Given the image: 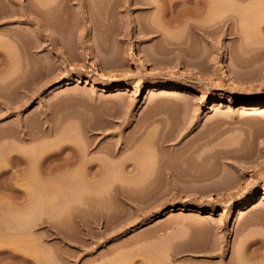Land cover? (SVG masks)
Here are the masks:
<instances>
[{"label":"rangeland","instance_id":"obj_1","mask_svg":"<svg viewBox=\"0 0 264 264\" xmlns=\"http://www.w3.org/2000/svg\"><path fill=\"white\" fill-rule=\"evenodd\" d=\"M142 1L0 0V264H264V0Z\"/></svg>","mask_w":264,"mask_h":264},{"label":"bare ground","instance_id":"obj_2","mask_svg":"<svg viewBox=\"0 0 264 264\" xmlns=\"http://www.w3.org/2000/svg\"><path fill=\"white\" fill-rule=\"evenodd\" d=\"M12 1H18V0H12ZM33 1V0H32ZM56 1V0H55ZM55 1L54 0H52V1H46V2H44L43 0L41 1H37V0H35V2L34 3H30L31 1H28V4L27 3H25V4H23V1H21L20 0V5H21V16H23V17H25L24 19H22L21 21L22 22H28V23H30V24H33V25H35L34 26V28H33V32H34V35H33V39H34V41L38 44V45H41L42 44V39H44V40H46V39H48V40H51V41H55L56 39H58V36H59V38L61 37L60 35L62 34L63 36V40L65 39V33H64V31H65V29L63 30V33H61V30H59V29H57L58 27H56L55 26V24H53L52 22H51V20H48V17H46V13H48V12H51V11H54V10H56L57 8H59V5L60 4H56L55 3ZM79 2V9H78V14H79V16H80V21H81V23L79 24L80 26H81V28H82V30H88L87 32H89V31H92V33L94 32L93 31V29H94V27L96 26L95 25V22H94V20L93 19H95V16H94V18H93V15H94V13H93V3L94 2H92V0H78ZM136 2H138L139 3V1L140 0H135ZM157 1V0H156ZM216 1V3L218 4L219 2H217V1H219V0H214L213 2H215ZM221 1V3H223V1L222 0H220ZM236 1H240V0H236ZM242 1V0H241ZM143 2V4L144 3H146V4H148V6H149V4H151L152 3V0H148V1H142ZM167 2V1H166ZM211 2H212V0H180V1H173V0H170V2H169V11L172 13V11L174 10V8L176 7V6H178V5H181L182 4V8H183V5H185L186 6V4L188 5L189 3H194V5H199V6H196V8H192L191 6H186V10L188 11V9H189V11H191L192 12V14L194 13V14H197V16L199 15V13H202V15H203V12L206 10V9H210V8H208V7H210L211 6ZM196 3V4H195ZM221 3H219V6H220V8L219 9H221V7H222V5H220ZM142 4V3H141ZM215 4V3H214ZM214 4L212 5V7L211 8H213L214 7ZM217 4H216V6H217ZM224 4V3H223ZM191 5V4H190ZM95 6V5H94ZM145 6V5H144ZM147 6V5H146ZM164 6H165V4H164ZM225 6V5H224ZM180 7V8H181ZM66 8H73V9H75L74 8V6H73V3H70V0H63V10L64 9H66ZM164 8V7H163ZM167 8V7H166ZM177 8V7H176ZM188 8V9H187ZM215 8V7H214ZM171 9H172V11H171ZM223 10H224V7L222 8ZM164 10H166L165 8H164ZM183 10V9H182ZM211 10V9H210ZM217 10V9H216ZM227 10V9H226ZM75 11H77L76 9H75ZM167 11V10H166ZM188 11V12H189ZM212 11V10H211ZM213 11H214V9H213ZM219 12V14L217 13V12H215L216 14H218L219 16L217 17V16H215V17H217V18H215L214 20H215V24L216 23H219V25H221V28H222V26L223 27H225V26H229L232 22H233V19L234 18H232V16L234 17V15L233 14H227V13H225V10H224V12L222 11V10H218ZM6 12V11H5ZM168 12V11H167ZM174 12V11H173ZM207 12V11H206ZM213 12V13H214ZM64 13V12H63ZM190 13V12H189ZM209 13V12H208ZM215 13H214V15H215ZM3 14H5L3 17L1 16V18H8L7 16H8V14H9V11L7 12V13H2L1 12V15H3ZM193 14V15H194ZM48 15V14H47ZM209 15H212V14H208V16ZM68 17L67 15H66V13H65V15L63 14V18L64 17ZM188 17H191V16H189V15H187ZM205 16H206V14H205ZM207 16V17H208ZM210 17V16H209ZM10 18V17H9ZM86 19H87V21L89 22V25H88V23H87V21H86ZM211 19V18H210ZM86 22H85V21ZM209 19H207V21H208ZM79 21V22H80ZM171 21V20H170ZM180 21V20H179ZM54 22V21H53ZM176 22V21H175ZM187 22V21H186ZM97 23V22H96ZM189 23V22H188ZM193 23V22H192ZM209 23H210V20H209ZM190 24V23H189ZM211 24V23H210ZM212 24H214V23H212ZM215 24H214V26H215ZM195 26L193 27V28H198L199 29V31L201 30H205L204 28L206 27V25H205V21H204V28H203V26H200V24H194ZM202 25V24H201ZM0 26H1V24H0ZM143 26V25H142ZM64 27V26H63ZM77 27V26H76ZM152 27H154V26H152ZM65 28V27H64ZM74 28V27H73ZM72 28V29H73ZM95 28H97V26L95 27ZM141 28H143V27H141ZM156 27H154V29H155ZM146 29V28H145ZM153 29V28H152ZM224 29V28H223ZM1 30H3V28L1 29ZM95 30V29H94ZM217 30V29H216ZM218 30H220V29H218ZM222 30V29H221ZM19 30L18 29H9V28H6V29H4L2 32L4 33V32H6V33H8V34H13V33H16V32H18ZM72 31V30H71ZM153 31H155V30H153ZM224 31V30H223ZM74 32H75V30H74ZM73 32V33H74ZM82 32V31H81ZM211 32V31H210ZM212 32H213V30H212ZM232 32V30H230V33ZM197 33V32H196ZM199 34H200V32H198ZM209 33V32H208ZM82 34V33H81ZM81 34H80V37H81ZM31 39V38H30ZM61 39V38H60ZM64 54V53H63ZM160 83L158 82V81H153V82H151L150 83V85L151 86H157V85H159ZM114 87H116L117 89L116 90H124V88H125V84H122V83H118V84H116V85H111V84H109L106 88H114ZM164 92H173V93H177V94H182V93H184V92H187V89L185 88V87H182V86H174V85H167V86H165L164 88ZM190 93H189V95H191V96H193L194 95V93L192 92V91H189ZM192 92V93H191ZM126 139V138H125ZM117 141H119V140H117ZM120 147V146H119ZM118 148V147H117ZM123 148V147H122ZM115 150H117V149H115ZM122 150V149H121ZM120 150V151H121ZM123 150H124V148H123ZM118 152H119V150H118ZM123 159H125V158H123ZM69 161V160H68ZM71 161V160H70ZM123 161V160H122ZM72 163H74L75 161L73 160V161H71ZM70 162V163H71ZM125 164L126 165H128L127 163H128V161H126L125 160ZM69 163V162H68ZM69 163V164H70ZM123 163V162H122ZM124 164V163H123ZM125 164H124V166H125ZM130 164H132V163H130ZM119 166V165H118ZM117 166V167H118ZM123 166V165H122ZM123 166V167H124ZM130 166V165H129ZM129 166H128V168H129ZM133 166H134V164H133ZM114 167V166H113ZM127 167V166H126ZM125 167V168H126ZM137 167V166H136ZM115 168V167H114ZM132 168V167H131ZM131 168H130V171H131ZM118 169H119V167H118ZM127 169V168H126ZM135 169V167L132 169V170H134ZM137 169V168H136ZM129 170V169H128ZM117 172V171H116ZM120 172H122V170H120ZM116 174V173H115ZM118 174V173H117ZM122 174H123V172H122ZM122 176V175H121ZM117 177V176H116ZM121 178V177H120ZM118 179H119V177H118ZM122 180V179H121ZM120 180V182L122 183V185H124V181H121ZM116 181V180H115ZM118 182H119V180H118ZM126 183H127V181H126ZM264 198V197H263ZM257 200V197L255 196V194L254 193H252L248 198H246V199H244V200H239V201H237V203H236V205L232 208V209H229V208H226V209H224V210H222V211H220V219L221 220H223V219H229L230 217H232V215L234 214V213H237V212H240L241 210H243L245 207H248V208H250L251 206H252V204H254V202ZM182 208H184V207H182Z\"/></svg>","mask_w":264,"mask_h":264}]
</instances>
